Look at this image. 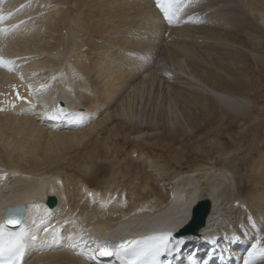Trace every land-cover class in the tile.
<instances>
[{"label": "bare ground", "instance_id": "6f19581e", "mask_svg": "<svg viewBox=\"0 0 264 264\" xmlns=\"http://www.w3.org/2000/svg\"><path fill=\"white\" fill-rule=\"evenodd\" d=\"M75 2L84 9L82 15L68 24L63 16L65 24L57 25L59 30L67 28V34L44 47L31 43L44 31L39 23V28H33L31 20L33 14L45 9V1L39 7L32 0H0V14L6 17L0 28L8 29L0 32V56L14 62L12 70L0 66V221L7 206L25 205L23 221L32 227L35 239L29 240L21 264H90L76 253L79 247L72 248L70 241L65 246L61 237L67 230L89 241L94 234L117 238L124 233L172 231L188 219L191 206L203 197L210 199L211 211L201 234L185 237V244L197 245L195 257L200 260L202 246L209 243L205 252L213 264L232 260L244 264L256 239L264 245L263 229L260 237L245 246L249 234L238 228L241 224L258 230L256 221H264V120L256 126L259 131L245 136L237 146V156L241 154L237 161L253 167L251 186L243 184L241 188L249 189L245 194L229 191L227 175L213 169L217 160L214 165H202L198 160L184 163L183 152L187 150L173 149L171 153L170 149L213 133L227 115L242 118L248 114L245 102L251 76L257 67L264 66V0H181L182 18L179 23L174 19L170 26L163 22L153 0ZM57 7L46 10L43 18L53 22L62 12ZM75 26L88 40L73 37L77 35H73ZM98 39L102 42L95 41ZM62 43L66 47L59 49ZM86 50L93 57L87 58ZM126 51L134 57L125 55ZM50 68L53 70L47 79L37 76ZM174 79L186 81L192 88L182 87ZM41 85L47 87L40 90ZM164 90L166 97H172L165 99L163 115L170 111L173 100L186 126L178 125L177 118L169 122L166 116L168 120L161 117V133L152 136L157 146L147 148L131 141L133 131L127 124L137 115L134 97L148 99L151 92L157 104ZM60 100L64 106L59 105ZM167 104L170 106L165 107ZM79 107L84 108L82 119L72 115L80 112ZM52 114L63 121L48 120ZM187 129L194 131L190 137ZM153 130L146 125L141 131ZM99 133L103 142L98 141ZM91 135L95 141H89ZM119 136L122 141H117ZM125 149L128 155L122 157L123 162L119 155L126 153ZM133 152L137 158L131 157ZM66 153L71 155L66 166L72 168V174L64 166L60 169ZM150 159L156 170L167 166L163 179L147 173ZM158 159L163 160L161 164ZM195 162L197 165H192ZM11 170L23 175H15L17 184L8 188ZM156 179L168 186L158 188ZM115 188L119 193L112 194L107 203V192ZM99 190L103 196L98 195ZM48 194L57 197L54 207L45 202ZM69 203L71 210L67 209ZM225 209L237 210L234 217L227 214L229 221L223 219ZM33 218L38 227L32 224ZM42 219L45 223L39 224ZM167 256L172 264H180L181 254Z\"/></svg>", "mask_w": 264, "mask_h": 264}, {"label": "rangeland", "instance_id": "374dc122", "mask_svg": "<svg viewBox=\"0 0 264 264\" xmlns=\"http://www.w3.org/2000/svg\"><path fill=\"white\" fill-rule=\"evenodd\" d=\"M44 1H45V9H42L43 11L40 10V11L36 12L37 14L36 13L33 14V18L31 20V22H32L31 24H32L33 28H39V26L41 25V29H43L44 31L40 32V34L38 33V35H37L38 38H36V37L33 38L31 40V43L36 45V46H44V47H46L48 45V43L49 44H54L58 40L57 37L59 35L63 38L67 34V28H62V30H59L57 24H59V22L60 23L62 22V23L65 24V22H66L65 20H67L66 24H68V22L72 18H74L75 16L79 15L80 13H82L84 9L80 8L81 7L80 5L77 6V2H75V0H44ZM53 2L55 3V5L52 4ZM32 3L35 4L36 6L38 5L39 7H41V5L43 4V0H32ZM57 3H59V4H57ZM57 5L59 7V8L57 7L58 9L62 8L59 11L60 12L62 11L63 14H62V12H61V14H57V17H55V20H53V22L52 21L51 22L50 21L49 22L46 21L45 18H43V15L45 14L46 10L49 11L50 9H52L53 7H56ZM76 8H80V9L76 10ZM65 15H66L67 18L65 17L66 19L64 20L63 16H65ZM80 15H82V14H80ZM95 16L98 17V14H95ZM178 17H177V20H181L182 12L179 13ZM54 21H56L57 23L54 22ZM37 25H39V26H37ZM42 26H44L45 29L42 28ZM74 28H75L74 29L75 31H73V35H76V34L77 35L73 36V37H76L78 40L80 39V41L88 40V35L86 33L82 34L83 32L80 31L81 29L76 27V26ZM136 31H138V29ZM77 32H79L80 34L77 33ZM165 35H167V33ZM77 36H79V37H77ZM101 40L102 39H98V40H95V41L98 42V43H101L102 42ZM46 43H47V45H45ZM62 44L63 45H61L59 47V49H62L63 47H66L65 43H62ZM84 51H85V49H84ZM88 52H89L88 50H86V52H85L87 58L89 56L93 57V54L92 53L89 54ZM130 53H131V51H126L124 54L127 55V56H130V57H134L135 54L133 52H132V54H130ZM42 55L40 57H42ZM45 55H47V54L45 53ZM24 60H25V62L28 61L27 58H25ZM166 60H168V59H166ZM165 63L168 64V62H165ZM257 68L255 70V74H252V76H251L252 77L251 78V85L249 87V91L247 92L248 94H246L247 95L246 97H248L249 99L247 98V100H246V98H245V100H246L245 103L248 102L247 106L249 107V112H248V114L246 116H244L242 118H237V117H235L233 115H231V116L227 115V116L224 117L223 121H221L219 123V126L217 128H214L215 130L213 131V133L208 134L207 136H200V137L196 138L195 139L196 142L193 141V143L186 144L185 145L186 147L185 146L182 147L179 144H177V145L173 146L172 149H170L171 153L174 152L173 149L174 150L182 149L183 151L187 150V151L183 152L184 159H183L182 162L185 161L184 163H187L189 160L190 161L191 160H198V161L202 162L201 163L202 165H203V163H209V162L214 165V161L217 160L216 162L218 164L213 169H217V170H215L216 173H219V172L222 171L223 175H227V178H225V182L229 181V183H230V184H227V188L229 189L230 192H233L234 195L245 194V193H247V191H249L248 186H251L252 168H253L252 165H245V164L241 163L240 161H237V158L241 157L240 156L241 154L239 156H237V153H238L237 151L239 150L238 149L239 144L244 142L245 136H249V135L251 136L252 135L251 133L253 131L254 132L259 131L258 127L260 126V122L264 120V66H259ZM175 69H179L178 66L175 65ZM52 70L53 69L50 68L49 70L45 69L43 71H39L37 73V76L47 79L49 71H52ZM177 73L179 75L183 74V73L179 72L178 70H177ZM183 76H184V74H183ZM180 77H182V76H180ZM174 81L178 82V84H180V86H182V87L192 88V86H190L189 83L187 84L186 81H183V80L180 81L178 79L177 80L174 79ZM150 91H152V90H150ZM166 91L167 90H164L165 93L164 94L162 93V94L159 95V97H158L159 99L157 98V104H156V101L154 102L151 99L152 98L151 97L152 96L151 92H150V94L147 92L148 93V99H146L144 97L140 101H139V98L137 99L136 97H134V100H133V97L131 95V99L133 100V106L137 110L136 117H134L132 120L130 119V123L127 124V125H130L129 128H130L131 133L133 131L132 136H130V140L131 141H134L136 143H143L142 145L146 146L147 148L157 146L158 141L154 140L152 136L159 135L161 133V129L158 128L160 126V124H161V117H165L166 116L169 120L166 117H165V119H167L169 122H172L173 119L177 118L176 120H178L177 121L178 125H181V126H184V127L186 126V121H185V119L183 117V114L179 110L178 104H176V102L173 101V100H172L173 104H171L172 106H170V104L169 105L167 104V106H165V107L170 106V107H168L170 111L167 112V115L166 114L163 115L164 101H165V99H167V101H168L169 98H167V97H169V95H170V94L167 93L168 95L166 97ZM71 92L72 91L70 89V93ZM152 101L154 102L155 105L153 104ZM171 107H173V109ZM79 108L80 109H78V110L80 112H84V108L83 107H79ZM170 112L173 113V114H171ZM182 124H184V125H182ZM146 125L152 126L154 128V130L153 131H143L142 132L141 130ZM257 125H258V127L256 128ZM170 126L172 128V124H170ZM138 129H141V130H138ZM98 130H99V127H98V129H96L94 131V134H97ZM135 130L136 131L138 130V131L136 132ZM193 132L194 131H191L190 129H187V135L188 136L192 135L191 133H193ZM8 133H7V135H8ZM102 136H103L102 134H100V133L98 134V137H97L98 141L101 140L100 138ZM188 136L185 138V140L186 139L188 140L187 142H189V137H190V136L189 137ZM92 138H94V139H92ZM118 138L119 139H117V141H122L120 136ZM88 139H89L90 142L96 140L94 135H91L90 137H88ZM181 140H182V138L178 139V141H181ZM249 140L250 139L248 138V141H246L247 144H249ZM101 142H103V140H101ZM114 145H115V143H114ZM119 147L122 149V145L121 144L119 145ZM0 150H2V152H3V148H1V146H0ZM159 151H160V149H159ZM66 154L68 156L64 160V162L61 163L62 165L60 166V169L63 168V166H64V167H66L65 171L67 173H71L72 174V172H73L71 170L72 168L71 167L69 168V166H66L67 165L66 162L70 158L69 156H71V155H70V153H66ZM127 155H128L127 150H126V153H124V154L120 153L119 156L122 159L120 161L124 162L122 157L127 156ZM136 155H137V152H133L131 157L137 158ZM153 156L155 157V155H153ZM161 160L162 159H158V164H161ZM123 162H121V165H124ZM147 162H148L147 173H149L153 177L154 176H156V177L158 176V178H160V176H161V179H163L164 178V174H168V172L167 173H163V169L166 168L167 166L165 167V166L162 165L161 167L158 168V170H156L155 167H151L150 166V165H152L151 164V159L148 160ZM235 162L237 163V165H235ZM197 163L198 162L192 163V165H197ZM184 166H186V165H184ZM152 168H153V170H152ZM171 168L172 167H170L169 170H171ZM75 170H77V169H75ZM154 170H155V172H154ZM219 170H221V171H219ZM12 173H14V174H12ZM161 173H162V175H161ZM10 174H11L10 175L11 177L9 179L10 185L8 186V188L13 187L14 185L17 184L15 182V181H17L15 175H17L19 177H21L23 175L22 172L19 171V170H17V171L16 170H13V171L11 170ZM156 177H154V178H156ZM228 177H230V178H228ZM231 179H232V181H231ZM157 180L158 179H156V183H157V187L158 188L164 187V186H166V187L168 186L166 181H161L160 182V181H157ZM162 183H164V184H162ZM243 184L248 185L247 188L245 187V189H248V190H244L243 191L241 189ZM154 186H156L155 182H154ZM112 188H114V187H112ZM122 189L125 190L124 187ZM101 192H103V191H100L99 194H101ZM112 192L111 191L108 192L110 197H112L111 196L112 194L119 193V188L118 189L115 188V190H113ZM110 200L111 199H108L107 203H110ZM70 204L71 203H69V206H70ZM91 204H93V202ZM225 210L226 211H223V213H224L223 219L225 218V219H227L229 221V217L230 216L227 215L229 213H230V215L233 213L231 217H234L236 215L234 212H236L237 210H234V211L233 210H227V209H225ZM230 221H234V218H233V220H230ZM238 228L240 230L244 231V232H248L247 230H249V233L251 234V237H249V240L255 234H257L254 230H252V229L250 230V228H247V227L245 228L241 224H238Z\"/></svg>", "mask_w": 264, "mask_h": 264}, {"label": "snow or ice", "instance_id": "6c2138e0", "mask_svg": "<svg viewBox=\"0 0 264 264\" xmlns=\"http://www.w3.org/2000/svg\"><path fill=\"white\" fill-rule=\"evenodd\" d=\"M180 2L181 0H156L163 16L169 23H172L178 17L181 10L179 7ZM5 18L3 14H0V21ZM12 27L15 28L16 25ZM7 31V28H0V32ZM13 63L12 60L0 56V66L12 70ZM21 79H23L22 76ZM13 87L15 86L13 85ZM28 87L31 91V85ZM46 87L47 85H41L40 90ZM17 97L21 98L19 93H17ZM72 115L80 119L84 116L82 112H76ZM32 207L39 208L40 206L32 205ZM21 211L22 206H12L7 210L5 219L0 221V264H18L29 240L35 239L32 227L23 222V217L20 215ZM44 223L43 219L39 222V224ZM32 224L39 226L35 218H33ZM9 225L18 227L12 229L9 228ZM68 240L71 242L70 246L72 248L79 247L83 251L87 247V251L92 254L93 258L97 256L115 257L118 264H162V257L177 251V246L181 243V240L176 238L171 231L153 232L134 239L121 240L115 247L107 240L103 242L94 241L95 247H88V241L82 235H70ZM261 260H264V245L261 244V239L258 238L248 250L244 264H258V261Z\"/></svg>", "mask_w": 264, "mask_h": 264}, {"label": "water", "instance_id": "95a60500", "mask_svg": "<svg viewBox=\"0 0 264 264\" xmlns=\"http://www.w3.org/2000/svg\"><path fill=\"white\" fill-rule=\"evenodd\" d=\"M54 198L52 201L54 202ZM211 208L210 199L204 197L197 201V203L192 207V217L190 221L177 232L179 234H187V233H196V230L204 225L206 221V216L209 213Z\"/></svg>", "mask_w": 264, "mask_h": 264}]
</instances>
